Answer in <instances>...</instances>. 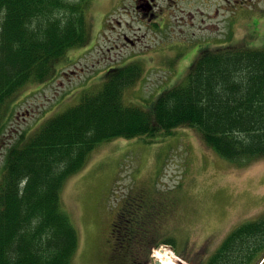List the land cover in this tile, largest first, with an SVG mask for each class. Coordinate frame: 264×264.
Segmentation results:
<instances>
[{"label": "trees", "instance_id": "16d2710c", "mask_svg": "<svg viewBox=\"0 0 264 264\" xmlns=\"http://www.w3.org/2000/svg\"><path fill=\"white\" fill-rule=\"evenodd\" d=\"M92 1L0 0V118L6 102L24 86L53 79L54 65L68 50L89 44ZM141 71L135 62L111 69L97 90L82 94L78 104L47 118L6 150L0 264H71L79 236L60 193L102 142L190 127L228 162L264 159V40L200 54L181 83L148 106L127 105L123 94ZM126 200L110 223V250L118 249L130 264H151L150 243L174 249L175 242L150 240V201ZM262 241L264 221L246 223L205 264H251L262 247L254 246ZM236 244L238 253L230 251Z\"/></svg>", "mask_w": 264, "mask_h": 264}, {"label": "rangeland", "instance_id": "374dc122", "mask_svg": "<svg viewBox=\"0 0 264 264\" xmlns=\"http://www.w3.org/2000/svg\"><path fill=\"white\" fill-rule=\"evenodd\" d=\"M118 1L95 3L87 14L89 44L68 50L54 65L58 72L53 79L27 84L4 105L0 118V178L5 152L20 136L35 133L47 118L78 104L82 94L97 90L109 66H119V62L123 65L140 56L145 45L140 49L122 46L121 32L128 37L145 34L142 40L148 46L159 41L158 33L149 32L142 22L118 9L123 4L127 7L129 0ZM195 1L192 9L181 1L183 11L176 12V17L190 22L191 11L193 22L200 17L204 18V26L218 22L223 33V21L231 15L238 41L244 34L248 35V46L264 40V0ZM229 8L233 12L228 15ZM117 20L129 28H117ZM183 28V33L191 32L190 25ZM168 48L164 44L156 49L157 53L151 51V59L146 54L145 63L141 62L143 74L123 94L125 104L148 106L164 90L181 83L190 61L184 50ZM87 161L79 173L66 180L60 193L63 210L79 236L71 264H130L118 256V249L114 253L110 250V223L125 198L134 204L151 202V241L175 242L174 252L179 257L166 244L157 249L156 242L150 243L151 264L159 261L155 252L161 247L186 263L203 264L210 251L235 228L264 221V159L241 165L228 162L204 145L193 128L102 142ZM261 251L253 253L252 262Z\"/></svg>", "mask_w": 264, "mask_h": 264}, {"label": "flooded vegetation", "instance_id": "af4514ba", "mask_svg": "<svg viewBox=\"0 0 264 264\" xmlns=\"http://www.w3.org/2000/svg\"><path fill=\"white\" fill-rule=\"evenodd\" d=\"M98 1L101 3L103 0H96L95 3ZM122 1L125 0H119L118 3H121ZM181 1L190 6V9L195 7V0H129V5L127 7L124 6V4L120 6L121 8L118 9H121V12L125 15H130L132 19H135L137 22H142L149 32L152 31L160 35V39H158L159 41L148 46V44H145L146 41L144 42V40H142L145 39V34L128 37L123 31L121 32L122 34L120 37L122 46L140 49L144 44L145 49L143 52L140 51V56H136V60H144L146 54L147 57L150 58L149 53H151V51L155 54L157 53L156 49H158V47L167 44L169 46L168 49L170 50H184L183 53L187 54L186 58L190 61L188 65L189 67L197 61L200 54L212 53L220 50H235L237 48L239 41L235 35L234 26L231 25V15H229V13L234 11L235 5H233V11L231 8L226 11L229 16L223 21L224 28L223 33H221L218 22L213 26L206 24L205 26L208 28L203 24L204 18L202 19L200 17L198 21L193 22L194 13L191 11H188V15L191 19L190 22L183 17L179 20V18L176 17V12L183 11V8L180 9L179 7ZM220 1L224 2V0ZM215 9H217V7ZM117 12L119 11L117 10ZM116 25L119 29H123V27L126 29L129 28L126 27L127 23H123L120 20L116 21ZM183 25H190L191 32L187 34L183 33ZM221 245L222 243L218 244L210 251L211 253L203 260V264H205V262H207L220 249ZM263 245L264 241L261 243L258 242L254 247ZM240 248L241 246L236 244L230 251L238 253V249ZM260 249H262L260 255L252 262V264H264V247Z\"/></svg>", "mask_w": 264, "mask_h": 264}, {"label": "bare ground", "instance_id": "6f19581e", "mask_svg": "<svg viewBox=\"0 0 264 264\" xmlns=\"http://www.w3.org/2000/svg\"><path fill=\"white\" fill-rule=\"evenodd\" d=\"M155 256L159 261H161V264H177L178 261L177 257L164 249H159V251H156Z\"/></svg>", "mask_w": 264, "mask_h": 264}]
</instances>
